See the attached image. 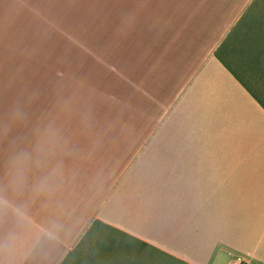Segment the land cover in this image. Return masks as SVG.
Listing matches in <instances>:
<instances>
[{
    "label": "crops",
    "instance_id": "crops-1",
    "mask_svg": "<svg viewBox=\"0 0 264 264\" xmlns=\"http://www.w3.org/2000/svg\"><path fill=\"white\" fill-rule=\"evenodd\" d=\"M135 6L140 14L134 18L133 79L118 71L131 78L135 93L148 96V114L134 112V131L153 119L150 135L165 136L151 139L150 177L156 181L133 175L129 180L137 184L117 190L104 181L111 157L127 152L125 143L117 145L120 136L100 134L89 118L78 121L83 115L78 109L85 108L81 93L93 88L88 83L55 84L59 107L69 108L59 112L57 123L64 122L62 130L75 124L82 145L91 142L98 160L31 165L27 137L20 135L23 118L18 135L13 128L14 91L27 89V72L18 71L21 83L14 86L7 64V83L0 84L6 124V135H0V264H61L93 226L97 232L111 227L190 264H227L237 256L264 264V2L248 0L224 29L211 26L207 13L216 9L204 0H140ZM122 48L120 42V61ZM57 70L66 75L68 69ZM180 75L188 81L201 75L208 96L198 114L188 104L177 109L154 94L156 83L162 96ZM157 107L164 109L159 115ZM8 123L13 135H7ZM159 140L166 145L154 167ZM145 193H151L149 199ZM152 205L161 212L159 219ZM146 206L148 215L138 217L137 210Z\"/></svg>",
    "mask_w": 264,
    "mask_h": 264
},
{
    "label": "rangeland",
    "instance_id": "rangeland-1",
    "mask_svg": "<svg viewBox=\"0 0 264 264\" xmlns=\"http://www.w3.org/2000/svg\"><path fill=\"white\" fill-rule=\"evenodd\" d=\"M139 1L0 0V84L7 83L6 71L9 63L15 81L14 86L17 82L21 83L22 78L17 74L18 71L24 69L28 73L26 76L25 72L24 76L28 80L25 81L29 85L27 89L14 91L13 128L14 135H18V121L23 118L20 135L27 137L26 151L31 165L36 167L38 164H51L67 167L73 164L85 165L88 160L94 158L92 157L94 152L90 151L91 142L89 145L88 142L86 146L82 145L75 124L71 123L69 125L71 130L66 132L69 127L62 130L64 122L57 123L59 112H68L69 108L59 107L57 102L60 101V97L57 98V90L54 89L55 84L88 83L92 84L93 88L91 92L81 93L80 100L84 102L85 108L78 109L79 113L83 112L78 121L89 118L94 121V126L99 128L100 134L107 130L111 131L107 135L122 137H118L116 142L119 146L125 143L126 148L120 149L127 152L126 155L122 153L111 157L105 165L108 167V173L104 181L110 180L116 184L113 188L117 190L118 186L123 184H137V181L129 180L133 175L142 180L144 177L148 179L153 173L150 169L151 139L156 137L164 139L165 136L150 135L154 125L153 119L146 120V123L134 131V112L141 110L148 114L149 108L144 106L148 96L143 94L140 96L130 87L133 84L131 78L133 79L135 73L133 64L137 57L134 42L138 37V25L134 18L140 14L139 11L137 15L135 9ZM204 1L206 5H212L216 9L215 12L207 13L211 15V26H221L223 29L227 20L238 14V9L248 2V0ZM141 10L144 13L146 8ZM120 42L124 50L121 61L118 60V56L122 54L119 51ZM71 43H76L73 48ZM89 55L93 58H89ZM60 68L68 69L66 75L57 73V69ZM118 68L131 78L119 72ZM196 77L189 81L182 75L174 77V80L171 78L168 82L169 89L162 96L159 92L160 85L156 83L154 94L157 99L163 100V103L175 102L174 106L177 109H182L188 104L190 111L198 114L199 107L207 100L208 92L203 86L201 75ZM162 111H164L162 107H157L155 113L159 115ZM4 117L5 114L3 117L0 114V135H6ZM9 117L11 122V116ZM166 121L165 115L162 122L164 126ZM111 122L116 124L111 126ZM13 128L11 130L10 125L7 135H13L11 133ZM113 128L117 130L114 132ZM80 132L82 134V131ZM165 145L164 140L158 141V146L155 147L158 151L154 152V167L161 164V151L165 149ZM15 159L16 164L20 163V159L16 157ZM94 160H98V157ZM125 164L127 170L119 175ZM155 181L156 178L150 180ZM149 188L151 187L148 185ZM143 196L149 199L151 193H145ZM111 202L117 207L116 201L110 200ZM152 208L156 209L153 214L159 219L162 216L161 212L154 205ZM149 210L150 206L137 210L138 217L148 215ZM137 213L131 215L136 217ZM67 264L179 263L119 234L112 228H103L98 234L86 240Z\"/></svg>",
    "mask_w": 264,
    "mask_h": 264
},
{
    "label": "trees",
    "instance_id": "trees-1",
    "mask_svg": "<svg viewBox=\"0 0 264 264\" xmlns=\"http://www.w3.org/2000/svg\"><path fill=\"white\" fill-rule=\"evenodd\" d=\"M100 224H101V223H100ZM102 224H104V223H102ZM104 226L110 227V226L107 225V224H106V225L104 224ZM110 228H111V227H110ZM96 229H97V227H96V226H93V231H92V233H89V234H87L86 236H84V237L82 238V240L79 242V244L75 247V249H74L72 252H70V253L66 256L65 260H64L61 264H67L68 261L70 262V261H71V258L76 254L78 248H79L81 245L85 244V243H86V240L90 239V237H92V235H94V234H98V232L96 231ZM147 247L151 248L152 250L156 251L157 253H159V254H161V255H163V256L169 258L170 260L175 261V262H177V263H179V264H190V263H188V262H186V261H184V260H182V259H179V258H177V257H175V256H173V255H171V254H168V253H166V252L160 251V250L157 249V248L151 247L150 245H147Z\"/></svg>",
    "mask_w": 264,
    "mask_h": 264
},
{
    "label": "built area",
    "instance_id": "built-area-1",
    "mask_svg": "<svg viewBox=\"0 0 264 264\" xmlns=\"http://www.w3.org/2000/svg\"><path fill=\"white\" fill-rule=\"evenodd\" d=\"M227 264H253L251 261L246 260L245 258L241 256L234 257L230 259Z\"/></svg>",
    "mask_w": 264,
    "mask_h": 264
}]
</instances>
